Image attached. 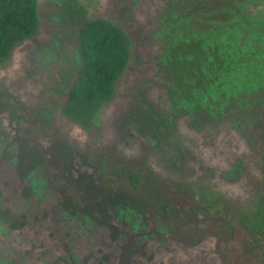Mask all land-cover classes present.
Masks as SVG:
<instances>
[{
    "label": "rangeland",
    "instance_id": "rangeland-1",
    "mask_svg": "<svg viewBox=\"0 0 264 264\" xmlns=\"http://www.w3.org/2000/svg\"><path fill=\"white\" fill-rule=\"evenodd\" d=\"M77 1L88 18L124 28L132 58L96 116L97 138L61 117L60 134L26 137L18 115L37 111L59 69L79 63L67 0H38V33L0 63V264H219L197 212L182 228L155 230L151 193L126 182L105 191L102 163L110 151L204 199L257 198L264 0ZM45 162L77 185L79 211L52 205Z\"/></svg>",
    "mask_w": 264,
    "mask_h": 264
},
{
    "label": "trees",
    "instance_id": "trees-1",
    "mask_svg": "<svg viewBox=\"0 0 264 264\" xmlns=\"http://www.w3.org/2000/svg\"><path fill=\"white\" fill-rule=\"evenodd\" d=\"M62 19L76 33L79 63L59 69L48 84L41 107L28 115H18L19 126L26 137H33L37 131H56L57 135L61 133V117L95 139L99 136L96 116L113 99L116 84L129 67L130 38L121 25L109 19L88 18L77 0H67ZM38 31V0H0V63ZM43 170L49 194L57 199L52 205L66 203L79 211L83 204L77 185L60 177L47 162ZM123 182L134 188L145 187L151 193L159 210L152 222L155 230L182 228L190 214L197 212L199 222L216 237L221 252L219 264H264V178L254 201L204 199L190 186L148 175L137 165L119 161L109 151L107 162L102 163V187L105 191L118 190ZM29 203L30 215L41 216L32 209L35 200ZM62 230L59 225L54 227L58 234Z\"/></svg>",
    "mask_w": 264,
    "mask_h": 264
},
{
    "label": "flooded vegetation",
    "instance_id": "flooded-vegetation-1",
    "mask_svg": "<svg viewBox=\"0 0 264 264\" xmlns=\"http://www.w3.org/2000/svg\"><path fill=\"white\" fill-rule=\"evenodd\" d=\"M263 178H264V176H263ZM263 178H262V179H263ZM262 179H261V180H262Z\"/></svg>",
    "mask_w": 264,
    "mask_h": 264
}]
</instances>
